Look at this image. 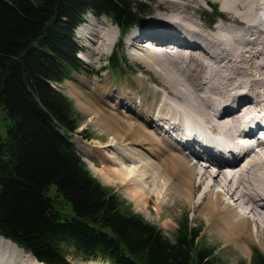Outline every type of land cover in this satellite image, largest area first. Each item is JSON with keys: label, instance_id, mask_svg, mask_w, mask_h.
Wrapping results in <instances>:
<instances>
[{"label": "bare ground", "instance_id": "bare-ground-1", "mask_svg": "<svg viewBox=\"0 0 264 264\" xmlns=\"http://www.w3.org/2000/svg\"><path fill=\"white\" fill-rule=\"evenodd\" d=\"M152 1L166 14L162 12L158 22L147 20L146 25L131 29L125 39L130 56L162 83L163 91L141 77L136 80L153 92L152 105L148 108L147 100L140 102L138 95L123 87L108 89L107 79L101 80L105 88L96 84L93 89L99 102L109 107L110 114L103 117L82 101L77 89L68 88L78 108L92 115L100 131L110 135V145L96 148L102 151L96 156L110 161L113 180L142 208L147 209L148 199L163 197L156 205L157 213L173 195L179 201L192 198L195 180L200 178L207 190L200 197L208 195L203 212L211 230L226 246L239 249L242 243L249 249L257 244L264 252V154L250 150L238 164L240 158L235 162L226 158L236 156L231 149L241 123L264 112V0ZM202 1L219 12L218 22L210 21L212 29L194 18L204 12ZM113 29L102 21L94 23L93 54L110 51L122 35L119 28V33ZM165 96L172 102L162 105ZM198 128L220 137L230 150L190 134ZM205 139H210L207 133ZM77 146L88 157L93 174L105 176L89 161L96 150ZM215 187L220 189L214 191ZM240 206L247 212L239 210ZM0 264L46 263L0 236Z\"/></svg>", "mask_w": 264, "mask_h": 264}, {"label": "trees", "instance_id": "trees-1", "mask_svg": "<svg viewBox=\"0 0 264 264\" xmlns=\"http://www.w3.org/2000/svg\"><path fill=\"white\" fill-rule=\"evenodd\" d=\"M88 10L119 30L144 21L132 0H0V235L49 264H70L65 245L113 264H215L188 219L168 237L97 180L71 143L73 102L52 84L84 69L74 29ZM250 264L264 254L255 250Z\"/></svg>", "mask_w": 264, "mask_h": 264}, {"label": "rangeland", "instance_id": "rangeland-1", "mask_svg": "<svg viewBox=\"0 0 264 264\" xmlns=\"http://www.w3.org/2000/svg\"><path fill=\"white\" fill-rule=\"evenodd\" d=\"M132 3L134 6L137 5L138 3H142L143 11L141 15L144 16L145 20H148L149 23L160 21L157 19L158 16L163 13L166 14V12L162 10L160 11L158 8V4L152 0H132ZM201 4L203 6L202 9L204 12L196 13L194 18L195 20L198 21L199 25H205L206 28L212 29L211 27H213L214 25H210L211 23L210 21L214 19L213 20L215 21L214 24L218 22V19L214 18L213 16L214 15L213 11H215V8L207 3L205 4L204 1H202ZM188 12L190 13L191 10ZM89 17L90 15H88V18ZM98 18L99 19L90 20V24L86 26L88 29V32H86V39L90 43L91 50H85L83 54V56L88 60V62L82 61L84 70L79 72H72L71 73V75H73L72 81L65 80L62 83L53 84L54 86L59 88L63 93H65L73 102V107L79 125L76 130V133L72 137L73 141L78 142L76 143L77 145L83 147H90L91 149L96 150L95 155L93 157H90L91 160L89 161H92L98 170L103 171L106 177L102 173L93 174L87 162L88 157L86 156L85 153L81 152L84 157L83 160L87 164L88 169L90 170L92 175L95 178H97V180H99L103 185L109 187L114 192H116L121 197V199L125 201V204L129 205L134 212L139 213L146 220L157 225L168 237L174 238V235L176 234L179 225L185 219H188V222L191 227L193 228L195 227L196 229L200 230L201 243L213 249L215 264H243V263L250 264L255 250H259L263 254L264 252L257 244L251 245L249 249L242 243L241 246L243 248H239V249L234 245L226 246L225 240H223V238L218 233L211 230L210 222H208L207 220L208 218L207 213L203 212V209L205 208L208 200V195L207 194L205 195V199L200 197L201 193L202 192L205 193L207 192V190L203 188L204 186L202 185L200 178L197 177L195 180L194 188L195 190L196 189L197 190L195 191L196 194L194 193V196L192 198H188L189 199L188 201L184 199L179 201L177 197L173 195V197L170 198L169 201L166 200L164 202V204L161 206V209L157 213L156 205L158 206V204L163 202L160 201L161 199L163 200V197H161L160 200H157L156 197H153L150 200L148 199V203L146 207L147 209H145V207H143L144 208L143 209L138 201L128 197V195L126 194V188H124L119 183V181L113 180V177L111 175V170L113 169L112 168L113 165L110 163V161L108 159L99 157L100 155L96 156V154L98 155V153L100 154L102 153V151L96 148L102 145L106 147V144L110 145V141H111L110 135L104 134L100 131V129L98 128L99 124L95 123L96 120L93 119L92 121V117H93L92 115L78 108L77 101L70 96L68 88H72V89L75 88V90L77 89L78 90L77 92L80 95L82 101L84 100L83 102L85 104H88L91 107H93V109H95L96 112L102 115L103 117L108 116L110 114L108 111L109 107L106 106V104L103 103L101 104L99 102V98L93 89V86H95L96 84L97 85L103 84L101 80L107 79V83L105 85L106 88L108 89L112 87L115 88L116 86H118V88L123 87L125 89L124 90L125 92L138 95L137 97L140 102L144 103V99L147 100L148 108L152 105L153 102L152 99L154 94L149 89L147 90L144 87L139 86L136 80H138V78L141 77L143 80H146L149 84H151L152 87L154 86V88L163 91L162 83L155 76L154 72L146 68L144 64L141 63V61L134 59L130 56L129 54L130 50L126 46L127 43L125 40L129 34L126 37L119 36L117 39L118 41L116 40L117 43L119 44L112 46V48L110 49V54H112L114 51L116 52L115 54H113L114 56L113 62L118 66V68L115 69L111 65H109L106 70H104L105 68L103 69L104 71L100 69L104 67V64H107V59L109 57L105 56L104 58V55H106L105 53L104 54L92 53V42H91L92 27L95 22L102 21L105 24H107L110 29L114 28L115 31L118 33L119 30L117 28V25H115L114 22L113 23L111 22L112 20L109 21L108 17L100 16ZM82 28L83 27H81L78 30L79 35H82L81 34L83 30ZM78 42L80 44L83 43L82 40H78ZM97 70H99V72ZM100 86L101 88L102 87L105 88L104 85H100ZM242 91H245V89H243ZM164 99L166 100H162V105L166 101L172 102L171 100L167 99L166 96L164 97ZM7 123L8 121L6 119L5 112L0 108V139L4 138V136L6 135ZM87 144H90V146H86ZM165 158L170 159V157L168 156ZM142 172L146 174V172L144 171ZM151 189L153 190V188ZM219 189H220L219 187H217V189L215 187L213 190L217 191ZM238 208L243 213L247 212L244 207L240 206ZM69 257L71 264H91L93 262H96L98 264H111L101 259L84 260L81 256H77L76 254H72V253L69 255Z\"/></svg>", "mask_w": 264, "mask_h": 264}]
</instances>
